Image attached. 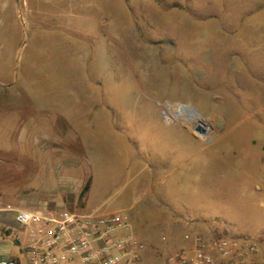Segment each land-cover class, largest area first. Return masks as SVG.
Instances as JSON below:
<instances>
[{
  "label": "rangeland",
  "instance_id": "rangeland-1",
  "mask_svg": "<svg viewBox=\"0 0 264 264\" xmlns=\"http://www.w3.org/2000/svg\"><path fill=\"white\" fill-rule=\"evenodd\" d=\"M0 70L24 81L8 92L11 108L0 94L13 207L26 209L11 191L35 184L48 158L16 143L18 122L59 117L88 145L63 156L91 177L66 210L123 214L146 246L142 264H165L197 232L186 221L213 237L264 240V0H0ZM182 106L202 125L175 115ZM17 162L21 176L8 170ZM0 220L12 228L0 256L21 257L23 229Z\"/></svg>",
  "mask_w": 264,
  "mask_h": 264
},
{
  "label": "built area",
  "instance_id": "built-area-1",
  "mask_svg": "<svg viewBox=\"0 0 264 264\" xmlns=\"http://www.w3.org/2000/svg\"><path fill=\"white\" fill-rule=\"evenodd\" d=\"M0 214L12 216L25 240L21 257L6 253L0 264H142L146 251L120 213L37 212L0 202ZM184 239L186 244L170 253L165 264H264L263 239L201 234Z\"/></svg>",
  "mask_w": 264,
  "mask_h": 264
},
{
  "label": "crops",
  "instance_id": "crops-1",
  "mask_svg": "<svg viewBox=\"0 0 264 264\" xmlns=\"http://www.w3.org/2000/svg\"><path fill=\"white\" fill-rule=\"evenodd\" d=\"M11 1V0H10ZM14 1V0H13ZM20 70H0V94L4 96L5 101H9V107L11 108L12 100L7 98L8 92L12 94L14 87L17 89L23 88L24 81L21 82ZM20 87V88H19ZM15 88V89H16ZM11 102V103H10ZM1 104V103H0ZM7 107V102L3 105ZM56 104V103H53ZM16 122H18L16 120ZM71 121H66L63 118L56 117L51 120L38 119L34 121H25L19 123V134L15 137L16 143L28 148L37 155L41 154L46 158L45 162L40 168V174L37 178V182H33L28 185L27 189L24 191H11L19 199V202L27 208H32L29 211L37 212H59L61 210H66L68 206L73 208H78L77 203L80 198H84L85 193H88L91 188V177H84L81 174H77V161L73 160L71 157H65L63 155H73L75 147L78 146L83 148H88L87 142L84 139L81 140L80 136L74 130L70 124ZM87 124V125H86ZM85 127H83L84 136L89 134V126L87 122H84ZM14 139V137H11ZM12 148L6 149L5 155L12 158ZM55 153L59 157L55 162H51L52 154ZM63 156V157H61ZM9 161V158H7ZM12 161V160H11ZM5 162L0 161V202L4 204H10L7 200L6 183L10 185V176L6 177L8 173L3 171V166L5 168ZM3 164V165H2ZM15 166V167H13ZM9 172H14V174H20L23 172L24 168L19 164L10 165ZM6 175V176H5ZM11 175V174H10ZM6 177V179H5ZM154 179L153 170L146 172V174L141 178L142 185H152V180ZM89 182L90 188L87 192L83 193L84 186ZM26 185V184H25ZM6 187V188H5ZM4 188V189H3ZM84 208V204H82ZM19 209V208H17ZM90 212H97V209H92ZM182 223V222H181ZM185 226L189 230H197L195 233L187 234H201L204 237L211 238L209 231L203 224L199 222H188L186 221ZM129 225V224H128ZM131 233L136 236V233L132 231L129 225ZM186 234V235H187ZM181 240V244H186ZM145 254V253H144ZM143 254V261L146 259V255ZM142 261V262H143Z\"/></svg>",
  "mask_w": 264,
  "mask_h": 264
},
{
  "label": "trees",
  "instance_id": "trees-1",
  "mask_svg": "<svg viewBox=\"0 0 264 264\" xmlns=\"http://www.w3.org/2000/svg\"><path fill=\"white\" fill-rule=\"evenodd\" d=\"M88 189H89V182L84 186L82 194L85 193ZM11 231H12V228H10V225L6 223L5 221L0 220V240L9 238L12 234ZM19 238H20V235L17 234L15 241H19L18 240Z\"/></svg>",
  "mask_w": 264,
  "mask_h": 264
},
{
  "label": "bare ground",
  "instance_id": "bare-ground-1",
  "mask_svg": "<svg viewBox=\"0 0 264 264\" xmlns=\"http://www.w3.org/2000/svg\"><path fill=\"white\" fill-rule=\"evenodd\" d=\"M175 115H177V116H184V117L185 116H188V115L189 116H192V117H194V119L191 121L193 124L200 123L202 125V120L200 119V116L196 112H194V111H188L185 108H182L181 107V109L179 111H177V113H175Z\"/></svg>",
  "mask_w": 264,
  "mask_h": 264
},
{
  "label": "water",
  "instance_id": "water-1",
  "mask_svg": "<svg viewBox=\"0 0 264 264\" xmlns=\"http://www.w3.org/2000/svg\"><path fill=\"white\" fill-rule=\"evenodd\" d=\"M182 108H185V109L188 110V111H194V112L197 113V111L195 110V108H193V107H191V106H182ZM197 114H198V113H197ZM198 115H199V114H198ZM194 131H195L197 134L201 135V136H204V134L207 132V130H206L205 128L201 127V126H197V127H195V128H194ZM15 244L18 245L19 242H18V241H15Z\"/></svg>",
  "mask_w": 264,
  "mask_h": 264
}]
</instances>
